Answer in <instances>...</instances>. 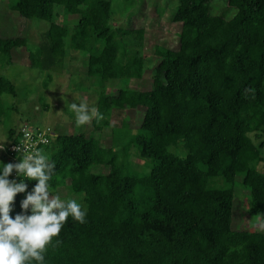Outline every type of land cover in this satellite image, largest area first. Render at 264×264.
I'll return each mask as SVG.
<instances>
[{
    "label": "trees",
    "instance_id": "16d2710c",
    "mask_svg": "<svg viewBox=\"0 0 264 264\" xmlns=\"http://www.w3.org/2000/svg\"><path fill=\"white\" fill-rule=\"evenodd\" d=\"M213 2L176 0L178 47L155 45L150 88L115 93L109 80L141 78L148 64L144 28L116 25L112 0L8 3L48 24L35 48L25 36L0 34V66L20 61L61 71L67 46L84 50L86 75L100 79L98 130L113 109L145 107L138 127L125 119L112 126L108 147L84 132L54 134L44 147L55 161L50 190L82 193L88 208L86 223L68 218L44 264H264V231L232 227L240 183L246 210L264 223V0H225L231 15L214 13ZM20 47L25 62L13 53ZM6 92L15 86L0 74V97ZM123 126L136 132L118 149ZM129 157L148 169L130 171ZM0 161L12 162L6 154ZM101 165L107 171L93 170ZM25 183L28 192L36 181ZM26 192L16 194L10 216L21 212Z\"/></svg>",
    "mask_w": 264,
    "mask_h": 264
},
{
    "label": "rangeland",
    "instance_id": "374dc122",
    "mask_svg": "<svg viewBox=\"0 0 264 264\" xmlns=\"http://www.w3.org/2000/svg\"><path fill=\"white\" fill-rule=\"evenodd\" d=\"M12 0H0V34L22 35L26 38V47L35 48L42 38L48 22L40 18H24L8 9ZM176 0H112V16L116 25L126 27H143V54L147 60V69L141 78H117L109 80L107 90L115 93L118 87L147 89L151 86V69L158 62L159 57L154 53L155 45L177 48L179 44L178 32L181 23L172 20L173 8ZM55 21L63 22V11L56 7ZM214 13L231 15L226 8L225 0H214ZM131 13V15H129ZM15 57L24 62L27 60V50L20 47L13 52ZM88 52L67 46L62 59L61 71L56 69L41 70L29 64L14 61L0 66V74L8 77L15 86V93H3L0 97V142L5 146L13 140V133L21 126L49 127L53 134L80 133L100 136L103 146L112 144V126H119L123 119L132 128L139 126L143 119L145 107L113 109L107 125L101 129L95 127L93 119L89 124L81 126L75 122L74 115L68 103L87 100L90 106L97 107L99 77L86 75V57ZM13 129V130H12ZM14 131V132H13ZM135 131H127L126 127L117 128L121 146L127 144ZM131 151V148H130ZM264 153V147L262 148ZM120 153L122 150L119 151ZM3 150H0V155ZM122 157V154L119 155ZM142 162L147 159L139 158ZM130 171H145V166H138L134 157H129ZM264 170V163L261 165ZM94 171H107L106 166H96ZM238 185V195L234 197L232 227L235 229L255 228L264 231V223L256 215H250L246 210L247 190ZM54 194L59 193L62 198L81 199L82 193H70L67 186H59ZM83 203V199H82Z\"/></svg>",
    "mask_w": 264,
    "mask_h": 264
},
{
    "label": "clouds",
    "instance_id": "9594fccd",
    "mask_svg": "<svg viewBox=\"0 0 264 264\" xmlns=\"http://www.w3.org/2000/svg\"><path fill=\"white\" fill-rule=\"evenodd\" d=\"M68 107L81 126L104 118L99 108L90 106L87 100L74 99ZM3 142L0 150L6 147ZM15 151L19 153L16 162L0 161V264H44L48 246L59 237L68 218L86 223L88 208L82 203L84 194L81 199L62 198L50 190L55 161L40 151L25 154L22 145L16 144ZM14 171L19 179L9 178ZM26 179L36 181L28 192ZM25 192L21 212L10 216L16 194ZM55 243L58 245L60 241L57 239Z\"/></svg>",
    "mask_w": 264,
    "mask_h": 264
},
{
    "label": "built area",
    "instance_id": "2783aa9c",
    "mask_svg": "<svg viewBox=\"0 0 264 264\" xmlns=\"http://www.w3.org/2000/svg\"><path fill=\"white\" fill-rule=\"evenodd\" d=\"M53 136L49 127H29L25 124L20 127L15 139L6 145L3 154H6L12 162H16L19 156V153L15 151L16 144L22 145L26 149L25 154L33 151L43 153L44 147L50 143ZM12 178H17L15 171L12 173Z\"/></svg>",
    "mask_w": 264,
    "mask_h": 264
}]
</instances>
